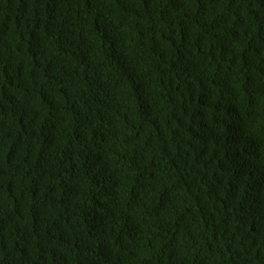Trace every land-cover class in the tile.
Instances as JSON below:
<instances>
[{
  "label": "trees",
  "instance_id": "obj_1",
  "mask_svg": "<svg viewBox=\"0 0 264 264\" xmlns=\"http://www.w3.org/2000/svg\"><path fill=\"white\" fill-rule=\"evenodd\" d=\"M0 264H264V0H0Z\"/></svg>",
  "mask_w": 264,
  "mask_h": 264
}]
</instances>
